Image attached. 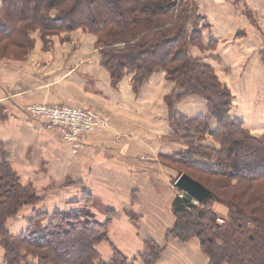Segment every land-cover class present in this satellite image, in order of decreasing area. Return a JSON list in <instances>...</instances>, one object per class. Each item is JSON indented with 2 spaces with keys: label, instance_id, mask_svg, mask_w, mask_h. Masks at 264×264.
<instances>
[{
  "label": "crops",
  "instance_id": "1",
  "mask_svg": "<svg viewBox=\"0 0 264 264\" xmlns=\"http://www.w3.org/2000/svg\"><path fill=\"white\" fill-rule=\"evenodd\" d=\"M184 1L196 12V26L199 19L204 25L202 47L191 55L211 65L230 89L231 115L264 136V0ZM33 37L27 60L0 58V163L34 186L42 199L38 209L87 211L105 221L111 214L109 242L98 245L103 261L111 258V245L135 259L150 253L153 242L164 252L157 264H207L197 239L183 244L168 234L180 172L164 157L184 148L172 139L165 102L175 83L159 71L138 91L130 76L113 85L95 39L80 30ZM33 104L92 108L113 127L88 137L74 155L59 132L27 117ZM174 108L195 117L206 102L188 97Z\"/></svg>",
  "mask_w": 264,
  "mask_h": 264
},
{
  "label": "trees",
  "instance_id": "2",
  "mask_svg": "<svg viewBox=\"0 0 264 264\" xmlns=\"http://www.w3.org/2000/svg\"><path fill=\"white\" fill-rule=\"evenodd\" d=\"M0 58L24 61L34 47L33 33L43 38L83 30L98 38L102 65L113 85L132 76L134 91L162 71L176 83L166 97L173 140L188 150L164 157L169 166L202 184L213 200L193 205L176 197L174 227L183 244L197 239L207 264H264V136L253 135L231 115L232 94L213 67L191 55L202 47L195 10L184 0H2ZM206 102V111L188 117L175 110L184 98ZM211 142V143H209ZM207 144V145H204ZM32 184H23L7 162L0 163V264H157L161 247L135 259L112 247L108 261L98 245L109 242V214L104 223L82 212H47ZM228 211L226 223L212 209ZM25 228L12 233L9 220ZM38 221L44 226L38 225ZM47 222V224H46Z\"/></svg>",
  "mask_w": 264,
  "mask_h": 264
},
{
  "label": "built area",
  "instance_id": "3",
  "mask_svg": "<svg viewBox=\"0 0 264 264\" xmlns=\"http://www.w3.org/2000/svg\"><path fill=\"white\" fill-rule=\"evenodd\" d=\"M26 115L30 120L43 124L45 128L59 132L73 153H77L91 135L109 131L107 120L90 108L33 104L26 108ZM185 195L181 192L179 196L183 198ZM192 203L200 204L195 199H192ZM218 222L225 223L220 218Z\"/></svg>",
  "mask_w": 264,
  "mask_h": 264
},
{
  "label": "rangeland",
  "instance_id": "4",
  "mask_svg": "<svg viewBox=\"0 0 264 264\" xmlns=\"http://www.w3.org/2000/svg\"><path fill=\"white\" fill-rule=\"evenodd\" d=\"M199 23H201V19H199L198 21H197V24H198V28H199V30H201L202 29V27L204 26V25H202V26H199ZM202 23H203V21H202ZM77 31H79V30H77ZM80 31H82V32H84L83 30H80ZM65 33V32H64ZM84 33H86V32H84ZM34 34H39L42 38H43V34L41 33V32H36V33H33V36H34ZM86 34H88V35H91L94 39H95V42H94V47H95V49H98L99 51H100V47L98 46V44H97V42H98V38H97V36H95L94 34H90V33H86ZM56 35H59V34H56ZM36 44V43H35ZM34 47H35V45H34ZM34 47L29 51V53L34 49ZM0 48H2V47H0ZM29 53H28V55H29ZM28 55L26 56V59L25 60H27V58H28ZM6 59H9V60H17V61H19L18 59H16L15 57H13V56H9V58H6ZM204 61V60H203ZM205 62V61H204ZM214 69V68H213ZM215 71V70H214ZM162 72V71H161ZM165 73V72H164ZM216 73V72H215ZM217 75V74H216ZM127 76H130V75H127ZM165 76H166V73H165ZM126 77V76H125ZM131 77V81H132V76H130ZM218 77V76H217ZM167 79V78H166ZM168 80V79H167ZM220 80V79H219ZM170 81V80H169ZM171 82H173V81H171ZM221 82V81H220ZM173 83H175V82H173ZM222 83V82H221ZM132 84H133V82H132ZM223 84V83H222ZM223 86L225 87V88H227L229 91H230V89L225 85V84H223ZM176 89V83H175V88H174V90ZM173 90V91H174ZM173 91L167 96V97H169L172 93H173ZM231 92V91H230ZM232 94V93H231ZM165 102H166V98H165ZM232 102H233V98H232ZM166 104H167V102H166ZM167 106H168V104H167ZM90 109H92V108H90ZM94 110V109H93ZM98 115H100L103 119H105V120H107V122H108V124H109V130L113 127V124L110 122V119L107 117V116H105L104 114H102V113H99V111H96V110H94ZM173 134V133H172ZM175 141H180V142H183V145H184V148L182 149V151H186V150H188V147H189V145H188V143L186 142V141H182V140H175ZM209 143H211V142H209ZM84 144V143H83ZM83 144H82V146H83ZM204 145H207V144H204ZM82 146H81V148H82ZM80 148V149H81ZM80 149L78 150V152L77 153H73V151L71 150V153L72 154H74V155H77L78 153H79V151H80ZM180 174V173H179ZM179 178V177H178ZM176 191H177V193H176V197L178 196V197H180L179 195L181 194V191H179V190H177L176 189ZM194 205V204H193ZM195 206H197V207H200L201 206V204H199V205H195ZM212 209H214V211L217 213V215H218V217H217V221H218V218H220V219H223L224 221H225V217H227L228 216V211L226 210V209H224V208H221L220 206H214V207H212ZM87 212V211H86ZM87 213H90V214H92L91 212H87ZM92 216H94L95 217V219H97L98 221H100V222H102V223H104L105 222V219L104 220H102L103 219V215L102 216H99V215H93L92 214ZM225 223H226V221H225ZM46 224H47V222H46ZM8 225L10 226V231L12 232V233H17L18 231H20V230H22V229H24L25 228V225L23 224V221L21 220V219H13V220H9L8 221ZM38 225H40V226H44L42 223H40L39 221H38ZM171 237V236H170Z\"/></svg>",
  "mask_w": 264,
  "mask_h": 264
},
{
  "label": "water",
  "instance_id": "5",
  "mask_svg": "<svg viewBox=\"0 0 264 264\" xmlns=\"http://www.w3.org/2000/svg\"><path fill=\"white\" fill-rule=\"evenodd\" d=\"M175 187L177 190L184 192L200 204L208 203L213 200V195L207 188L186 174H181L179 176L175 183Z\"/></svg>",
  "mask_w": 264,
  "mask_h": 264
}]
</instances>
